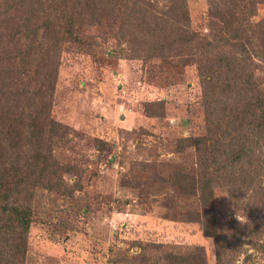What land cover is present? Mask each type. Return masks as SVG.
<instances>
[{
    "label": "rangeland",
    "instance_id": "obj_1",
    "mask_svg": "<svg viewBox=\"0 0 264 264\" xmlns=\"http://www.w3.org/2000/svg\"><path fill=\"white\" fill-rule=\"evenodd\" d=\"M95 2L99 25L81 26L78 40L62 35L52 58L58 70L51 115L75 130L70 145L58 150L63 166H74L62 181L78 185L72 195L41 188L30 199L15 195L11 202L32 214L20 236L23 252L3 248L11 251L6 257L17 264H182L186 258L201 264L204 255L203 264H264V129L251 138L252 126L240 123L236 88L243 81L218 83L206 112L196 49L183 50L188 63L177 55L165 62L163 49L160 59H145L154 45L132 30L130 13L122 23L116 18L121 0ZM181 2L188 15L183 25L205 39L208 57H241L252 75L247 85H254L245 97L264 92V51L257 46L264 38V0ZM159 9L145 15L165 18ZM183 25L180 20L178 30ZM121 27L126 35L117 34ZM37 56L25 72L36 74ZM7 102L0 86V114ZM239 134H246V145L237 143ZM238 148L240 158L229 167L226 152ZM178 176L190 187L209 179L210 228L195 216L191 188L172 190Z\"/></svg>",
    "mask_w": 264,
    "mask_h": 264
},
{
    "label": "trees",
    "instance_id": "obj_2",
    "mask_svg": "<svg viewBox=\"0 0 264 264\" xmlns=\"http://www.w3.org/2000/svg\"><path fill=\"white\" fill-rule=\"evenodd\" d=\"M162 1L164 5L158 7V4H153L151 0H121L120 6L124 8L117 11L116 18L122 23L125 16L130 13L134 22L136 21L132 30L148 35L149 41L146 45L148 47L154 45L152 46L154 51L151 52V56L148 54L144 57L145 59L148 57L160 59L158 52L163 49L168 52L163 58L165 62L169 60L173 62L172 58L177 55L180 57L177 62L188 63L191 60L185 58L183 50L192 48L197 50L200 57L197 60L200 66L199 73L202 83L206 85L203 91L206 112H209L211 101L214 102V96L219 93L216 91L218 83L225 82L232 86L226 81L242 80L243 82H240L242 87L236 88L240 99L238 109L242 114L239 116L240 123L244 120L243 122H246L244 124L252 126V135L248 134V137L253 138L260 134L264 129V92L257 93L250 99L245 97L246 94H251L254 87L253 84L247 85L252 75L246 73V61L237 55L231 59L224 54L208 57V49L204 48L203 44L205 39L203 38L201 42L200 37L195 36L194 32L183 25L188 19L185 4L181 0ZM141 5H144L145 9ZM163 7L167 8L159 9ZM156 8L160 10L161 17L165 15L166 17L157 18L150 12L149 16L145 15L146 10ZM138 10L143 11L138 14ZM97 11L95 0H0V86L8 96L6 109L0 114V254L2 255L0 264H17L14 259L10 262L5 255L11 251L3 248L22 251L23 240L20 236H24L32 214L29 209L21 208V203L11 202L15 195L23 192L27 193L29 198L32 191L37 188L52 192L67 190L64 193L67 195H72L75 190L77 181L70 187L62 181L64 174L71 176L70 169L74 166L70 163L71 168L64 167L58 150L70 145L75 130L56 121L51 115L50 103L54 85L52 82L55 83L58 70L56 62L53 61L52 64V58L57 57L53 52L56 42H64L62 35H67L71 40H78L76 32L81 26L87 23L93 26L99 25ZM180 20L183 26L179 31L177 24ZM254 27L258 28L259 24ZM116 32L126 35L123 27ZM38 35H46L49 38L40 39ZM21 39H23L22 44ZM161 41L165 44L160 45ZM258 41L257 46L259 48L262 46L264 51V38ZM242 52L246 53L245 50ZM36 53L39 64L36 74L25 72L31 67L28 60ZM231 61L235 64L231 65ZM223 68L225 73L221 71ZM213 73L216 75L212 76ZM226 90L232 91L229 88ZM211 133L212 131L203 139L204 143L211 140ZM247 136L239 134L237 143L241 145L245 143ZM93 141L101 143L97 138ZM244 145L246 144L242 146ZM238 151L239 148L226 152L227 161L230 162L229 167L239 160ZM184 179L178 176L171 185L172 190L186 191L187 188H191V195L197 203L195 216L202 215V219L199 220L202 221L204 228L207 226L210 228V224L213 225L215 219L211 210L205 213V206L210 209L207 200L213 195L209 179L198 180L196 182V184L200 183L198 187L194 182L191 187L188 186ZM230 180V185L235 183L234 180ZM12 240L13 244H11ZM216 249L219 252V245ZM203 260L201 259V264ZM182 264L200 263L196 259L186 258L183 259Z\"/></svg>",
    "mask_w": 264,
    "mask_h": 264
},
{
    "label": "clouds",
    "instance_id": "obj_3",
    "mask_svg": "<svg viewBox=\"0 0 264 264\" xmlns=\"http://www.w3.org/2000/svg\"><path fill=\"white\" fill-rule=\"evenodd\" d=\"M237 220L240 221L239 218H237Z\"/></svg>",
    "mask_w": 264,
    "mask_h": 264
}]
</instances>
